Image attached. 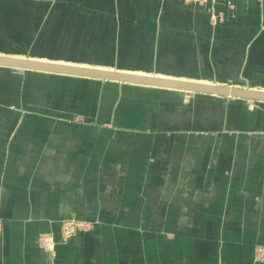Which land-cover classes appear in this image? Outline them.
Here are the masks:
<instances>
[{
    "label": "crops",
    "instance_id": "crops-1",
    "mask_svg": "<svg viewBox=\"0 0 264 264\" xmlns=\"http://www.w3.org/2000/svg\"><path fill=\"white\" fill-rule=\"evenodd\" d=\"M0 54L264 90V0H0ZM259 247L264 101L0 65V264Z\"/></svg>",
    "mask_w": 264,
    "mask_h": 264
},
{
    "label": "water",
    "instance_id": "water-1",
    "mask_svg": "<svg viewBox=\"0 0 264 264\" xmlns=\"http://www.w3.org/2000/svg\"><path fill=\"white\" fill-rule=\"evenodd\" d=\"M0 65L67 75L86 76L122 83L197 92L222 97H235L254 101H264V90L231 84L142 75L98 67L50 62L30 57H19L3 54H0Z\"/></svg>",
    "mask_w": 264,
    "mask_h": 264
},
{
    "label": "built area",
    "instance_id": "built-area-1",
    "mask_svg": "<svg viewBox=\"0 0 264 264\" xmlns=\"http://www.w3.org/2000/svg\"><path fill=\"white\" fill-rule=\"evenodd\" d=\"M84 224L81 221L69 220L65 221L62 224L61 231L62 235L67 239L74 236L78 231L83 228ZM41 243L46 247H52L54 239L50 235L41 236ZM264 250L262 247H259L256 251V259H260L263 256Z\"/></svg>",
    "mask_w": 264,
    "mask_h": 264
},
{
    "label": "bare ground",
    "instance_id": "bare-ground-1",
    "mask_svg": "<svg viewBox=\"0 0 264 264\" xmlns=\"http://www.w3.org/2000/svg\"><path fill=\"white\" fill-rule=\"evenodd\" d=\"M39 60H41V59H39ZM45 61H49V60H45ZM50 62H56V61H50ZM59 63H63V62H59ZM65 64H69V63H65ZM74 65H76V64H74ZM104 69H106V68H104ZM111 70H113V69H111ZM117 71H120V70H117ZM120 72H126V71H120ZM130 73H133V72H130ZM136 74H138V73H136ZM142 75H147V74H142ZM161 77H164V76H161ZM185 80H188V79H185ZM201 82H204V81H201Z\"/></svg>",
    "mask_w": 264,
    "mask_h": 264
},
{
    "label": "rangeland",
    "instance_id": "rangeland-1",
    "mask_svg": "<svg viewBox=\"0 0 264 264\" xmlns=\"http://www.w3.org/2000/svg\"><path fill=\"white\" fill-rule=\"evenodd\" d=\"M130 84V83H129Z\"/></svg>",
    "mask_w": 264,
    "mask_h": 264
}]
</instances>
